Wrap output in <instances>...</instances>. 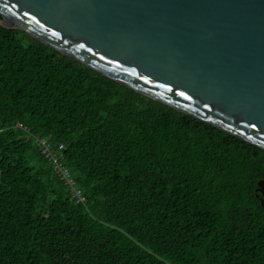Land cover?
I'll use <instances>...</instances> for the list:
<instances>
[{
  "label": "trees",
  "instance_id": "16d2710c",
  "mask_svg": "<svg viewBox=\"0 0 264 264\" xmlns=\"http://www.w3.org/2000/svg\"><path fill=\"white\" fill-rule=\"evenodd\" d=\"M259 179L263 148L0 27V264H264Z\"/></svg>",
  "mask_w": 264,
  "mask_h": 264
},
{
  "label": "water",
  "instance_id": "95a60500",
  "mask_svg": "<svg viewBox=\"0 0 264 264\" xmlns=\"http://www.w3.org/2000/svg\"><path fill=\"white\" fill-rule=\"evenodd\" d=\"M0 27L264 149V0H0Z\"/></svg>",
  "mask_w": 264,
  "mask_h": 264
},
{
  "label": "built area",
  "instance_id": "2783aa9c",
  "mask_svg": "<svg viewBox=\"0 0 264 264\" xmlns=\"http://www.w3.org/2000/svg\"><path fill=\"white\" fill-rule=\"evenodd\" d=\"M14 126L21 132H26L29 135L28 138L36 146L42 157L52 166L55 175L67 187L74 202L83 204L86 197L82 189L78 186L71 170L64 163L61 152L63 144L54 145L47 138L30 133L28 127L20 122H16Z\"/></svg>",
  "mask_w": 264,
  "mask_h": 264
}]
</instances>
